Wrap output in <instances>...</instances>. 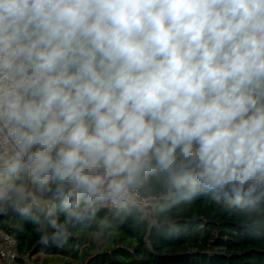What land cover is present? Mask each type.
Returning <instances> with one entry per match:
<instances>
[{
    "label": "clouds",
    "instance_id": "obj_1",
    "mask_svg": "<svg viewBox=\"0 0 264 264\" xmlns=\"http://www.w3.org/2000/svg\"><path fill=\"white\" fill-rule=\"evenodd\" d=\"M151 188L264 209V0H0V215L62 249Z\"/></svg>",
    "mask_w": 264,
    "mask_h": 264
},
{
    "label": "trees",
    "instance_id": "obj_2",
    "mask_svg": "<svg viewBox=\"0 0 264 264\" xmlns=\"http://www.w3.org/2000/svg\"><path fill=\"white\" fill-rule=\"evenodd\" d=\"M148 203L120 214L103 234L74 229L62 248L45 247L30 224L0 215V228L16 240L17 264H264V209L231 213L211 199L174 202L159 188ZM20 226H14L18 225ZM43 253L38 263L35 254Z\"/></svg>",
    "mask_w": 264,
    "mask_h": 264
},
{
    "label": "built area",
    "instance_id": "obj_3",
    "mask_svg": "<svg viewBox=\"0 0 264 264\" xmlns=\"http://www.w3.org/2000/svg\"><path fill=\"white\" fill-rule=\"evenodd\" d=\"M153 197L154 195L140 192L137 196L136 207L148 203ZM16 255V240L14 236L0 228V264H17Z\"/></svg>",
    "mask_w": 264,
    "mask_h": 264
},
{
    "label": "rangeland",
    "instance_id": "obj_4",
    "mask_svg": "<svg viewBox=\"0 0 264 264\" xmlns=\"http://www.w3.org/2000/svg\"><path fill=\"white\" fill-rule=\"evenodd\" d=\"M31 257H35L37 259L38 263H40V261H43L45 255L43 253H40V254H35V255L31 256ZM51 258H52V256L49 257L50 260H47L48 258H46L45 264H54V263H57L56 260H52ZM30 263L31 264H35L34 261H32V260L30 261ZM74 263L77 264V261L75 260ZM40 264H42V262Z\"/></svg>",
    "mask_w": 264,
    "mask_h": 264
}]
</instances>
